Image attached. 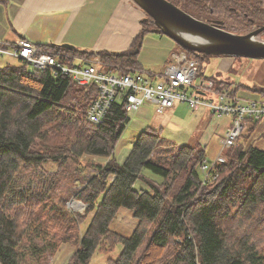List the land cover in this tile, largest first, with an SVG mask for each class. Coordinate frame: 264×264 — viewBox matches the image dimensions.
Wrapping results in <instances>:
<instances>
[{
  "label": "trees",
  "instance_id": "1",
  "mask_svg": "<svg viewBox=\"0 0 264 264\" xmlns=\"http://www.w3.org/2000/svg\"><path fill=\"white\" fill-rule=\"evenodd\" d=\"M173 2L234 33L264 25V0ZM147 17L122 51L46 48L66 63L99 57L102 68L116 72L142 68L146 36H167ZM184 48L199 65L206 56ZM231 72L217 71L208 80L217 90L264 96V86L238 84ZM97 91L24 60L0 67V264H48L49 255L68 241L76 248L66 264H90L96 251L109 253L119 243V256L107 264H264V148L250 143L260 120L250 121L243 140L225 150L226 161L217 162L204 180V147L174 146L150 126L119 161L115 148L131 116L116 102L101 124L87 121ZM164 142L166 158L157 155ZM85 155L109 159L84 162ZM48 161L59 162L57 174H46ZM89 167L93 173L82 176ZM138 181L147 188L138 189ZM73 196L85 203L84 213L69 209ZM122 206L139 221L130 236L111 227Z\"/></svg>",
  "mask_w": 264,
  "mask_h": 264
},
{
  "label": "built area",
  "instance_id": "2",
  "mask_svg": "<svg viewBox=\"0 0 264 264\" xmlns=\"http://www.w3.org/2000/svg\"><path fill=\"white\" fill-rule=\"evenodd\" d=\"M0 55L15 56L43 69L51 68L55 75H69L84 86H97V94L86 114V120L93 124H101L116 102H123L129 114L138 112L145 102H154L158 112H166L183 102L194 110L206 107L219 117H229L217 157L212 162L205 159L201 166L204 180L214 174L217 162L226 161L223 152L235 145L250 121L264 119V98H247L231 90H217L212 80L197 82L198 60L185 51L171 50V62H164L161 69L142 67L122 72L102 68L105 65L98 57L82 60L81 64L62 62L51 50L27 37L12 46L0 41Z\"/></svg>",
  "mask_w": 264,
  "mask_h": 264
},
{
  "label": "rangeland",
  "instance_id": "3",
  "mask_svg": "<svg viewBox=\"0 0 264 264\" xmlns=\"http://www.w3.org/2000/svg\"><path fill=\"white\" fill-rule=\"evenodd\" d=\"M170 1L173 2V0ZM141 12L143 14V19H145L148 14L143 8L141 9ZM151 34L156 36L161 35L157 32ZM261 36L259 39L264 40V32ZM169 38L173 42V47L175 45L174 51H184L185 48L180 42L172 37ZM164 41L167 44L168 40L165 39ZM154 42L155 44L161 43V41ZM151 44H153V42ZM151 44L147 45L146 48L152 46ZM199 54H201V52H199ZM205 55V57L199 59L200 71L197 73V82L201 81L202 79L208 80V77L216 74L217 71H220L221 74L227 76V71L232 69L230 75L238 84L241 83V85L243 84L245 86H253L254 84L258 86H264V58L228 54ZM21 62L22 60L15 56L0 55V65L7 63L20 64ZM73 63L81 64L83 62L80 59L75 58L73 59ZM154 67L158 68L159 65L155 64ZM240 95L247 98H264L263 95L248 89L240 90ZM211 96L212 95H207L206 97ZM213 98L214 101H218L217 96ZM75 102L77 103V100H75ZM155 105L156 104L154 102H145L142 106V110L130 114L131 119L124 129L122 136L120 137L115 148V155L119 161H124L140 133L148 126L160 130V135L163 140L167 142L170 141L174 144V146L195 145L199 143L206 150V160L209 162L215 160L221 149V139L224 135L227 125L230 122L229 117H219L206 107L194 110L183 102L176 103L173 108H169L166 112H156ZM247 129L248 128L244 130L242 136L238 140H243L245 133H247ZM250 143H254L258 147L264 148V119L260 120L258 127L250 138ZM166 144L167 143L164 142L160 148L161 150L157 152V155L162 158H166L168 156L163 152V150H166ZM225 152L226 151H224L223 154H225ZM82 159L84 162L89 160L105 163L109 158L85 155L82 157ZM46 166L48 168L46 174H57L59 162L48 161L46 162ZM89 168L90 169L83 170L80 174L82 176L91 175L94 169L92 167ZM145 174L150 173L145 171ZM201 174L204 176L202 169ZM83 186L84 185H80V188H83ZM23 187L26 192H29L27 190L26 183L23 184ZM136 187L138 189L147 188L146 184L142 181H138L136 183ZM71 200L75 201L71 202ZM68 202L67 204L69 209L81 213L85 212L86 206L82 200L76 199L73 196ZM138 224L139 221L134 217V211L122 206L118 210L117 216L113 220L111 227L124 235L130 236ZM87 225L88 222L83 223L81 225V230L84 231ZM122 247L123 245L119 243L109 253L96 251L90 261V264H107L108 258H117L119 256ZM75 248L76 244L74 242H63L57 252L49 255L48 264H66Z\"/></svg>",
  "mask_w": 264,
  "mask_h": 264
},
{
  "label": "crops",
  "instance_id": "4",
  "mask_svg": "<svg viewBox=\"0 0 264 264\" xmlns=\"http://www.w3.org/2000/svg\"><path fill=\"white\" fill-rule=\"evenodd\" d=\"M141 9L134 0H7L0 3V41L12 46L27 37L43 47L69 43L84 50L122 51L142 27ZM172 47L169 36L150 33L139 60L161 69Z\"/></svg>",
  "mask_w": 264,
  "mask_h": 264
},
{
  "label": "water",
  "instance_id": "5",
  "mask_svg": "<svg viewBox=\"0 0 264 264\" xmlns=\"http://www.w3.org/2000/svg\"><path fill=\"white\" fill-rule=\"evenodd\" d=\"M146 13L152 17L157 25L169 37L176 39L184 47L204 54L242 55L254 58H264V40L259 39L264 32V25L245 33L238 34L226 30L218 25L219 22H207L198 19L170 0H134ZM146 17L144 20H147ZM165 21L185 29L188 33L211 39L210 43L197 44L171 32ZM63 47L72 49L69 43ZM75 201V200H71ZM69 203V202H68Z\"/></svg>",
  "mask_w": 264,
  "mask_h": 264
},
{
  "label": "bare ground",
  "instance_id": "6",
  "mask_svg": "<svg viewBox=\"0 0 264 264\" xmlns=\"http://www.w3.org/2000/svg\"><path fill=\"white\" fill-rule=\"evenodd\" d=\"M165 23H166L167 28L171 32H174V33L186 38L187 40H189L191 42H194L197 44H207V43L211 42V39L201 37V36H196V35H193L192 33H188V31L176 26L173 23H169L168 21H165ZM74 204H76V203H74Z\"/></svg>",
  "mask_w": 264,
  "mask_h": 264
},
{
  "label": "flooded vegetation",
  "instance_id": "7",
  "mask_svg": "<svg viewBox=\"0 0 264 264\" xmlns=\"http://www.w3.org/2000/svg\"><path fill=\"white\" fill-rule=\"evenodd\" d=\"M198 19H200V18H198ZM202 20L207 21V22H213V21H215V20H212V19H202ZM218 25H219V23H218Z\"/></svg>",
  "mask_w": 264,
  "mask_h": 264
}]
</instances>
